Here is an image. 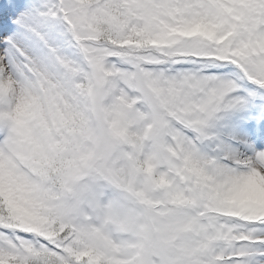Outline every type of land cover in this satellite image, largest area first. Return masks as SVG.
I'll use <instances>...</instances> for the list:
<instances>
[{"label": "clouds", "instance_id": "clouds-1", "mask_svg": "<svg viewBox=\"0 0 264 264\" xmlns=\"http://www.w3.org/2000/svg\"><path fill=\"white\" fill-rule=\"evenodd\" d=\"M57 23L65 37H70L67 23L62 19ZM67 54L73 59L79 58L74 48L70 47ZM69 79L68 74H63L60 81L64 85L63 99L51 97V91L47 87L42 89L40 81L29 72L0 80V87L10 93L0 104L6 113L28 103V92L37 97L33 101L35 118L28 122V127L40 146L31 153L30 161L19 164L22 182L33 189L20 193L26 211L0 223V228L13 229V235L20 232L26 237L31 234L33 239L39 236L38 229L49 226L43 218H51L53 211L71 203L64 179L69 169L76 168L80 172L76 185L101 191L102 195L93 206L83 207L78 223L87 235L83 243H74V248L103 253L106 264H137L138 253L147 244L166 250L164 264H188L190 260L226 264L237 238L226 233L213 241L211 254L203 253L199 251L202 237L189 224L208 216L227 220L231 207L228 201L239 194L250 171L244 161L221 175L218 168L222 166L208 162L210 148L203 142L199 145L188 142L179 155H174L162 147L170 143L162 136L146 139L143 157H138L114 139L107 124L91 111L87 98L73 86L76 81L68 83ZM129 95L137 94L129 91ZM136 107L145 113L146 119L132 130L141 131L154 121L146 106L137 104ZM7 126V121L0 123V129ZM49 145H54V150ZM107 152L119 160L118 176L101 174L105 161L100 157ZM144 160L154 165V172L146 170ZM252 167L264 176V166L256 163ZM161 176L165 178L163 184L159 183ZM191 188H195L198 198L195 207L190 203ZM217 208L222 211L216 212ZM0 216H10L3 204H0ZM51 227L56 229L57 225ZM61 235L57 231L54 239ZM80 264H87V257Z\"/></svg>", "mask_w": 264, "mask_h": 264}, {"label": "snow or ice", "instance_id": "snow-or-ice-1", "mask_svg": "<svg viewBox=\"0 0 264 264\" xmlns=\"http://www.w3.org/2000/svg\"><path fill=\"white\" fill-rule=\"evenodd\" d=\"M137 7L150 9L154 6ZM208 7L216 9L214 16L197 12L192 19L206 20L218 26L228 21V16L220 6ZM61 8L70 9V6L59 4L57 0H0V80L5 76L28 72L30 68L44 62L51 50L63 46L65 33L57 23L62 19ZM197 62L209 65L200 75L231 83L233 91L228 94L227 100L235 103L227 111L223 121L212 128L210 135L182 132L184 139L193 145L203 142L209 146L206 158L209 163L222 166L218 168L221 175L227 174L231 166L240 161H244L250 169L247 178L257 174L252 166L256 163L264 166V79L260 82L249 79L231 60L187 57L183 62L177 63L176 69L184 73L192 72L195 71L194 65ZM4 97H0V104ZM18 109L19 106L0 117V120L8 122L6 128L0 129V154L17 152L23 139L29 136L35 148L40 147L32 136L28 122L19 118ZM0 110L3 108L0 107ZM205 135L208 138H204ZM49 147L53 150L55 148L54 145ZM31 158L30 154L28 160ZM110 170L111 164L106 158L101 174H107ZM79 176V169L76 168L66 174L64 183L70 193L71 203L53 211L51 218L44 217L43 222H47L49 226L38 229L40 235L35 239L31 234L26 237L24 233L16 232L13 235V229L0 228V264H80L83 257H87V264H106L103 253L94 250L81 252L72 246L74 243H83V238L87 235L84 227L78 223L83 207L93 206L102 195L101 191L78 187L76 181ZM164 182L165 178L161 176L159 183ZM32 190L29 187V192ZM189 191L193 193L190 203L195 207L198 199L195 188ZM215 211L219 213L222 210L217 208ZM203 215L200 214L202 217ZM52 224L57 225V228L53 229ZM189 228L202 237L200 252L211 254L213 241L227 233L237 240L233 242L232 254L227 258L226 264H264V219L230 215L227 220H221L216 216H208L203 221H192ZM57 231L62 235L54 239ZM21 250L24 251L23 255ZM166 255L165 249L147 244L138 253L137 264H158V261L164 264ZM188 264L204 262L190 260Z\"/></svg>", "mask_w": 264, "mask_h": 264}, {"label": "rangeland", "instance_id": "rangeland-1", "mask_svg": "<svg viewBox=\"0 0 264 264\" xmlns=\"http://www.w3.org/2000/svg\"><path fill=\"white\" fill-rule=\"evenodd\" d=\"M114 1V0H112ZM236 0H191L193 4V13H200L205 16H214L216 9L208 7L209 5L220 6L223 11L228 8L225 4H232ZM57 3L69 5V8H61L60 13L62 20L67 23L71 29V36L65 37V42L60 49L51 50L49 57L40 65L28 70L33 76L40 81V87H47L51 91V97H59L63 99L64 85L60 83L63 74L70 77L68 83L75 80L73 85L81 96L87 98L91 111L96 118L105 124L111 131L115 140L121 142L123 146L135 152L138 157H143L144 141L150 136L166 138L170 143H164L162 147L165 151L179 155L184 150V145L188 143L182 132H193L190 127L198 130L199 134L210 135L212 128L220 124L227 111L234 105V101L225 100L224 97L233 91L230 82L219 81L215 77L202 76L199 73L208 68L209 65L197 62L194 65L195 71L179 72L176 69V62L167 58L163 67L159 68V74L154 67H144L137 72L129 71L122 64L125 62L120 56L108 55L101 58V51L106 48L97 36V31L103 22L112 19L121 18L125 25L128 18L125 14H119L115 9L116 3H112V8L107 9L105 6L99 5L98 0H57ZM244 13L238 25L239 30L253 31V28L261 22H264V0H251L244 6ZM233 16L237 15V11H230ZM116 13V14H115ZM121 16V17H120ZM144 17V15H143ZM236 20V18H235ZM193 23L202 28L206 33L214 34V32L222 33L225 30L226 23L219 25L209 23L206 20H196ZM118 24V23H116ZM132 24L129 22L130 25ZM134 25V24H133ZM76 28V33L73 28ZM128 27V26H127ZM134 28V26L130 27ZM78 31V32H77ZM122 26L119 30L112 29L109 36L114 47L129 46V35H124ZM231 32L228 27L220 37L221 41L214 44L213 52L219 54V60H244L242 55L246 54L248 60L249 52L245 49L255 47L260 53H264V26L258 32H252L249 39L244 41V48L240 45H234L227 40V33ZM229 35H232L229 33ZM110 43V42H109ZM231 44V45H229ZM229 45V46H228ZM74 48L78 54V59H73L67 54L69 48ZM199 47V46H198ZM210 47V45H209ZM107 49V48H106ZM105 53L110 54L107 50ZM99 58L96 59L95 56ZM126 57H129L126 55ZM194 57H197L195 55ZM257 57L251 54L250 64ZM101 59H103L101 61ZM183 62V61H182ZM181 63V62H178ZM119 64V67H117ZM89 65V66H88ZM261 71L264 74V64H251L249 69ZM155 69V70H154ZM167 84V94L165 96L166 105L169 107L168 115L186 116L190 108L200 105L204 117L198 122L194 117L181 118L179 122L165 117L160 118L157 106L151 101L154 90H164ZM184 89V90H183ZM179 90H183V100L187 99L188 103L181 105L177 100L180 95ZM129 91L135 92L137 95L130 96ZM10 95L4 88L0 87V97ZM29 102L19 107L18 116L27 122L35 118V104L33 101L37 97L28 92ZM143 100V101H142ZM55 101L53 100V103ZM140 104L146 106L152 114L154 123L145 125L141 131H133L138 128L146 119L145 113L137 108ZM177 104V105H176ZM176 105V106H175ZM1 113H6L0 110ZM188 113V112H187ZM214 113H219L216 116ZM221 113V114H220ZM6 115V114H4ZM3 121L0 120V123ZM195 122L197 124H195ZM179 129V131H178ZM205 135L204 138H208ZM35 150V145L31 136L23 139L22 144L15 153L0 154V204H3L9 217L0 216V223H4L7 219L15 218V214L25 212L26 209L22 204L21 192L28 193L29 187L22 182L19 172V164L28 162L29 155ZM107 158L111 164L109 174L119 175V160L111 152H107L100 157L101 161ZM105 166V164H104ZM146 170L155 171V167L148 160H144ZM72 169H69V172ZM231 201V200H230ZM29 202L30 201H25ZM228 214L239 216L247 219H264V213L257 208H251L245 213L239 207L237 209L229 208Z\"/></svg>", "mask_w": 264, "mask_h": 264}, {"label": "trees", "instance_id": "trees-1", "mask_svg": "<svg viewBox=\"0 0 264 264\" xmlns=\"http://www.w3.org/2000/svg\"><path fill=\"white\" fill-rule=\"evenodd\" d=\"M158 3L157 0L149 1V4L154 6L152 7L154 12L157 11L156 15L158 16H155L154 24L149 27L150 30L139 33L138 39L131 41L136 43L138 47L164 49L165 51H172L171 53H180L185 52L184 50L195 49L196 46H199V51L205 50L206 44H189L191 40L205 39L207 42L219 40L212 32L206 33L193 21L189 22L185 17L187 16L186 11L179 4L168 2V6L162 11L158 9ZM243 36H238L235 42L242 41Z\"/></svg>", "mask_w": 264, "mask_h": 264}, {"label": "bare ground", "instance_id": "bare-ground-1", "mask_svg": "<svg viewBox=\"0 0 264 264\" xmlns=\"http://www.w3.org/2000/svg\"><path fill=\"white\" fill-rule=\"evenodd\" d=\"M6 113H1L0 117ZM231 200V201H230ZM228 201L231 209L239 207L241 211H249L251 208L259 207L264 213V177L258 173L248 177L238 195Z\"/></svg>", "mask_w": 264, "mask_h": 264}]
</instances>
